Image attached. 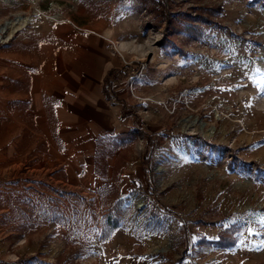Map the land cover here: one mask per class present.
<instances>
[{"label":"rangeland","instance_id":"1","mask_svg":"<svg viewBox=\"0 0 264 264\" xmlns=\"http://www.w3.org/2000/svg\"><path fill=\"white\" fill-rule=\"evenodd\" d=\"M19 17L0 77L35 38L53 108L87 75L122 136L98 139L95 187L0 174V264H264V0H0V29Z\"/></svg>","mask_w":264,"mask_h":264},{"label":"crops","instance_id":"2","mask_svg":"<svg viewBox=\"0 0 264 264\" xmlns=\"http://www.w3.org/2000/svg\"><path fill=\"white\" fill-rule=\"evenodd\" d=\"M10 22L3 25L7 33L10 31ZM33 39L18 35L13 39V44L18 46L17 53L10 50L1 52L3 57L13 60V64L7 62L3 68L4 75L0 77V174L10 176L29 173L34 175V183L40 187L62 183L73 188L75 183H79L75 180V173L85 171L83 182L95 187L101 181L97 180V172L101 170L97 163V141L101 137L106 139L121 132L114 131L115 119H108L102 89L96 83L90 85L87 75L76 79V82L81 83L74 98L76 104L62 101L61 106L53 108L51 102L61 100L53 86L58 82L57 74L51 67L41 69L35 55L27 56L26 46ZM35 51L34 47V54ZM91 88L94 90L90 91ZM91 99H96V102ZM49 109H56L54 116H47ZM28 135L47 140V147L39 150L40 153L37 149L32 151V147L26 143ZM116 153L113 156L116 157L120 150ZM39 155L40 162L28 169L24 162L28 158L35 160ZM74 157L79 159L74 161ZM112 159L113 164L110 163L111 158H108V177L111 178L115 166V158ZM105 165L102 162L101 166ZM110 182L115 183L112 179ZM32 184V181H25L22 187L31 188ZM41 195L46 196V193L42 190Z\"/></svg>","mask_w":264,"mask_h":264},{"label":"bare ground","instance_id":"3","mask_svg":"<svg viewBox=\"0 0 264 264\" xmlns=\"http://www.w3.org/2000/svg\"><path fill=\"white\" fill-rule=\"evenodd\" d=\"M28 18H17L15 20H13L11 22V27L12 29L10 30V34H6V35H3L4 33H7V29L6 27H2L0 29V41L3 42L5 40H7L10 36H11V33L13 32L14 29H17L18 27H22L23 25H25L27 22H28Z\"/></svg>","mask_w":264,"mask_h":264},{"label":"trees","instance_id":"4","mask_svg":"<svg viewBox=\"0 0 264 264\" xmlns=\"http://www.w3.org/2000/svg\"><path fill=\"white\" fill-rule=\"evenodd\" d=\"M256 2H258V0H254V3H256ZM107 93L109 92V90H108V87H107V89L105 90ZM121 134L119 135H116V136H114V137H108V138H110V139H113V141H114V144H116L117 143V141L119 140V138H121ZM117 140V141H116ZM111 226H113V228H115V223H112V225Z\"/></svg>","mask_w":264,"mask_h":264},{"label":"snow or ice","instance_id":"5","mask_svg":"<svg viewBox=\"0 0 264 264\" xmlns=\"http://www.w3.org/2000/svg\"><path fill=\"white\" fill-rule=\"evenodd\" d=\"M256 71L259 72L260 70L257 69ZM257 83H259V81H257ZM261 223L264 224V217L261 218Z\"/></svg>","mask_w":264,"mask_h":264}]
</instances>
